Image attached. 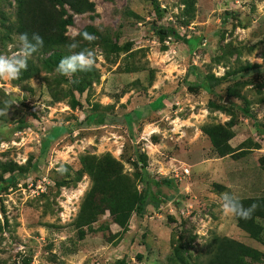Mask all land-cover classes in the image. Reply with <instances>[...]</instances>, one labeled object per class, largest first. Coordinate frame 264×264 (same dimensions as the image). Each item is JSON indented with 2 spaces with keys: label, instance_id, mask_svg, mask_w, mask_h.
<instances>
[{
  "label": "rangeland",
  "instance_id": "374dc122",
  "mask_svg": "<svg viewBox=\"0 0 264 264\" xmlns=\"http://www.w3.org/2000/svg\"><path fill=\"white\" fill-rule=\"evenodd\" d=\"M91 1V10L72 12L65 33L91 24L128 49L106 59L92 46L98 76L82 91L43 70L0 79V110L9 108L0 116V162L8 166H0V264H189L206 255L214 234L256 248L243 264H264V218L254 239L221 207L225 192L264 196V0H194L190 8L180 0ZM154 23L185 40L158 39ZM1 33L0 55L18 54L17 36ZM244 62L246 70L208 90L202 75ZM206 122L230 124L229 152H214L200 129ZM135 150L146 156L137 182L144 208L125 228L99 214L80 237L72 221L89 184L86 173L75 176L80 155L107 151L130 172ZM165 176L169 183H153Z\"/></svg>",
  "mask_w": 264,
  "mask_h": 264
},
{
  "label": "trees",
  "instance_id": "16d2710c",
  "mask_svg": "<svg viewBox=\"0 0 264 264\" xmlns=\"http://www.w3.org/2000/svg\"><path fill=\"white\" fill-rule=\"evenodd\" d=\"M194 0H180L184 8H190ZM0 26L2 27L1 37H9L11 34L17 36L21 33H28L29 37L33 32L39 33L44 39V46L33 53L28 58V69L22 71L20 77L38 74L40 70L50 72V81L54 84L60 80H67L71 90L82 91L93 79L97 78V68L89 72H78L69 78L56 71L61 58L97 46L103 52L106 59L110 52L128 49V44L119 45L110 37L94 30L91 24L80 27L75 35V42L79 47L67 48L72 43L71 37L65 33V28L73 21L72 12H84L92 9L91 0H0ZM7 4L9 10L4 11L3 6ZM152 31L158 39H163L167 35L175 38L183 37L178 29L171 25L152 24ZM94 34L97 39L88 42L83 39L82 33ZM218 59V58H217ZM249 63L244 62L237 65L235 69L224 71L221 75H214L206 72L202 77L206 80L208 90H213V85L223 81L229 76L242 70H246ZM73 80L77 82H72ZM49 88L51 83L46 81ZM69 93L71 91H68ZM61 95H53L60 98ZM244 110V109H243ZM252 118L253 116L249 114ZM200 129L207 135L212 149L219 155L230 151L228 138L231 136L230 124L219 122H206ZM137 151V150H135ZM133 161V171L123 169L120 160L116 159L109 152L100 154L85 152L80 155V167L76 171V179L82 173H86L89 179L88 187L82 194L78 209L74 215L72 223L78 227V235L81 237L86 229L91 227L90 223L96 216L107 212L111 220L120 228H125L131 213H139L146 203V193L137 188V182L142 180V173L146 166V156L142 151L135 152ZM139 162V163H137ZM3 170H8L7 164L0 162ZM26 166H20L22 173ZM138 168V169H137ZM16 174L11 173L6 177L7 181H13ZM1 179V175H0ZM153 183H169L168 177H161ZM245 207L255 203L258 205L252 218L242 220L233 216L236 225L244 230L247 235L254 239L262 237V225L258 218H264V196L239 198ZM86 226V229H83ZM256 248L238 239L226 235H211L206 241V255L198 258L189 264H243L249 257L256 255Z\"/></svg>",
  "mask_w": 264,
  "mask_h": 264
},
{
  "label": "clouds",
  "instance_id": "9594fccd",
  "mask_svg": "<svg viewBox=\"0 0 264 264\" xmlns=\"http://www.w3.org/2000/svg\"><path fill=\"white\" fill-rule=\"evenodd\" d=\"M81 35L84 40L90 43L97 39L94 34L86 31ZM18 39L20 45V52L18 54L13 56L0 55V79H19L21 72L27 71L28 69V58L44 46V39L37 32H33L31 37H29L28 33H21ZM71 39L73 42L67 45L70 51L79 47V44L75 42V35ZM96 66L97 61L94 52L89 49H84L61 58L56 71L61 75L71 78L78 72H89ZM72 82L75 83L77 81L73 80ZM8 110L9 108L7 110H0V116L8 115ZM57 171L63 174L67 171V168L61 164L57 168ZM221 207L225 216H236L242 220H249L252 218V214L258 205L253 203L245 207L238 197L229 192H225L222 194Z\"/></svg>",
  "mask_w": 264,
  "mask_h": 264
},
{
  "label": "built area",
  "instance_id": "2783aa9c",
  "mask_svg": "<svg viewBox=\"0 0 264 264\" xmlns=\"http://www.w3.org/2000/svg\"><path fill=\"white\" fill-rule=\"evenodd\" d=\"M183 171L186 172L187 171V168H183Z\"/></svg>",
  "mask_w": 264,
  "mask_h": 264
},
{
  "label": "water",
  "instance_id": "95a60500",
  "mask_svg": "<svg viewBox=\"0 0 264 264\" xmlns=\"http://www.w3.org/2000/svg\"><path fill=\"white\" fill-rule=\"evenodd\" d=\"M224 99H226V97Z\"/></svg>",
  "mask_w": 264,
  "mask_h": 264
}]
</instances>
